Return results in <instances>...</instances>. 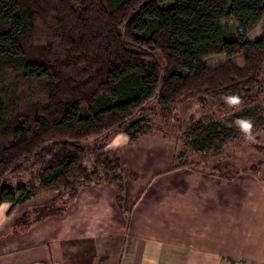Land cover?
<instances>
[{"label": "trees", "instance_id": "obj_1", "mask_svg": "<svg viewBox=\"0 0 264 264\" xmlns=\"http://www.w3.org/2000/svg\"><path fill=\"white\" fill-rule=\"evenodd\" d=\"M227 21L237 29L225 35ZM262 23L264 0H0V207L57 194L12 233L65 215L93 184L116 185L124 212L121 157L106 148L119 134L171 139L157 118L197 154L264 134V27L250 39ZM190 99L218 119L183 128ZM249 171L264 182L263 159Z\"/></svg>", "mask_w": 264, "mask_h": 264}, {"label": "crops", "instance_id": "obj_2", "mask_svg": "<svg viewBox=\"0 0 264 264\" xmlns=\"http://www.w3.org/2000/svg\"><path fill=\"white\" fill-rule=\"evenodd\" d=\"M106 149L121 157L124 212L116 185L93 184L65 215L13 234L38 198L11 214L4 204L0 264H264V182L249 170L174 169L176 144L157 132Z\"/></svg>", "mask_w": 264, "mask_h": 264}, {"label": "rangeland", "instance_id": "obj_3", "mask_svg": "<svg viewBox=\"0 0 264 264\" xmlns=\"http://www.w3.org/2000/svg\"><path fill=\"white\" fill-rule=\"evenodd\" d=\"M264 27V23L260 24L259 27L250 35V39L255 40L261 36V30ZM237 29L236 24L233 21H227L224 24V33L225 35L230 34L231 32ZM226 60L224 55L212 56L205 60L206 65L210 67H215L219 64H223ZM236 62L239 65H242L241 58L236 59ZM218 112L215 105L210 107H202L197 100L190 99L186 100L179 107V115L184 121V126L190 125L191 121H197L200 119H205L206 117H211L214 119H218V114L214 112ZM239 110V112H241ZM156 124H158L165 133H167L172 141L176 144V152L185 153V157L179 159L178 162H186L188 163V167L202 170V171H218L219 174H234L237 170L247 171L250 169L252 164L257 163L259 159L264 160V134H255L248 138L240 139L236 143L229 144L226 148H224L219 153H208V154H197L192 151H187L184 148V144L182 143L180 133L178 131V125H166L165 122L157 118ZM158 133V132H157ZM260 136L261 139L256 142V137ZM163 137V136H162ZM256 143L258 144V148L255 147ZM57 196V194H52L50 196H41L31 207L49 201ZM30 207V208H31Z\"/></svg>", "mask_w": 264, "mask_h": 264}, {"label": "built area", "instance_id": "obj_4", "mask_svg": "<svg viewBox=\"0 0 264 264\" xmlns=\"http://www.w3.org/2000/svg\"><path fill=\"white\" fill-rule=\"evenodd\" d=\"M237 264H243L242 262H239V263H237Z\"/></svg>", "mask_w": 264, "mask_h": 264}]
</instances>
